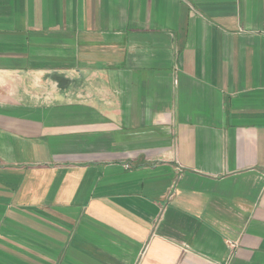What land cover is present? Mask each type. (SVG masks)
<instances>
[{"label":"crops","instance_id":"crops-1","mask_svg":"<svg viewBox=\"0 0 264 264\" xmlns=\"http://www.w3.org/2000/svg\"><path fill=\"white\" fill-rule=\"evenodd\" d=\"M0 264H264V0H0Z\"/></svg>","mask_w":264,"mask_h":264}]
</instances>
